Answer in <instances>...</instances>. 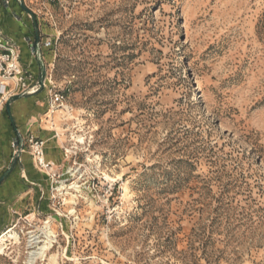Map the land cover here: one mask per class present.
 I'll return each instance as SVG.
<instances>
[{
  "label": "rangeland",
  "instance_id": "374dc122",
  "mask_svg": "<svg viewBox=\"0 0 264 264\" xmlns=\"http://www.w3.org/2000/svg\"><path fill=\"white\" fill-rule=\"evenodd\" d=\"M37 42L33 94L59 147L28 135L53 163L41 170L16 127L11 162L44 175V210L11 226L0 264H264V0H0V63L29 87ZM13 73L0 112L23 93ZM45 225L55 242L29 263Z\"/></svg>",
  "mask_w": 264,
  "mask_h": 264
},
{
  "label": "crops",
  "instance_id": "0c3cea01",
  "mask_svg": "<svg viewBox=\"0 0 264 264\" xmlns=\"http://www.w3.org/2000/svg\"><path fill=\"white\" fill-rule=\"evenodd\" d=\"M7 110L0 112V234L11 229L32 213L36 215L44 209H36L31 200L40 197L45 182L44 175L36 170L28 155L11 162V151L15 128L24 137L38 136L58 149V132L49 120L50 110L35 94H25L10 103ZM49 156L46 154V159ZM43 193V192H42Z\"/></svg>",
  "mask_w": 264,
  "mask_h": 264
},
{
  "label": "bare ground",
  "instance_id": "6f19581e",
  "mask_svg": "<svg viewBox=\"0 0 264 264\" xmlns=\"http://www.w3.org/2000/svg\"><path fill=\"white\" fill-rule=\"evenodd\" d=\"M77 142L83 143V138L78 137ZM75 190L77 192H79L81 190V185L73 183L70 184L68 186H63V183L61 184V186H59L57 188V191H59V194H69L68 191H66L65 193H63V190ZM128 189V184L126 182L122 183V190L123 191H127ZM70 199L69 202L70 203H75V198L76 195L70 193ZM77 202V201H76ZM75 212V210L71 209L69 211V213L73 214ZM47 223V222H45ZM39 233H32L29 237V245L30 246H37L34 250H31L29 252V256H28V262L29 263H33L36 262L37 259H41L44 260L45 257L48 255V253L50 252V249L52 247V243L55 242V238H56V234L55 232L51 229V227L49 225H45L41 228H39ZM43 235L42 240L40 241L39 238L40 236ZM20 241V236L17 233H12L10 229L4 231L2 234H0V254L3 253L6 242L8 243H14L16 244L17 242ZM40 242H42V244L40 245ZM56 255V254H55ZM51 259H54V255L51 254ZM56 260V259H54Z\"/></svg>",
  "mask_w": 264,
  "mask_h": 264
},
{
  "label": "built area",
  "instance_id": "2783aa9c",
  "mask_svg": "<svg viewBox=\"0 0 264 264\" xmlns=\"http://www.w3.org/2000/svg\"><path fill=\"white\" fill-rule=\"evenodd\" d=\"M33 47H38V42H37V45L33 46ZM32 52L35 53V51L33 49H32ZM2 57H3V59L1 61L7 60L9 58V54H4V55H2ZM16 68L17 67L13 64H6L4 67L0 63V70L4 71V73L6 72L10 75V74H12V72H14L13 74L15 76L13 78H16V80H15L16 84L20 85L23 88V91H22L23 93L33 94V93L37 92L39 90V88H42L46 85V78H47L46 71H45V76H44V81H43L42 86H40L39 82H38L36 85H32L31 87H29V86H26L25 80L20 75L21 71L16 69ZM63 100H64V96L62 95L61 91H54L50 94L49 102H50L51 107H53L52 104L61 105ZM26 142L29 145L30 153H31V156L35 162V165L41 170L51 169V166L53 163L46 159L44 141L41 139H38L36 137L29 136L26 139ZM23 145H24V140H23ZM23 145H22V147H23ZM14 146H16V145L14 144ZM21 151H22V149H21Z\"/></svg>",
  "mask_w": 264,
  "mask_h": 264
},
{
  "label": "water",
  "instance_id": "95a60500",
  "mask_svg": "<svg viewBox=\"0 0 264 264\" xmlns=\"http://www.w3.org/2000/svg\"><path fill=\"white\" fill-rule=\"evenodd\" d=\"M20 4H21L22 7H24L22 3H20ZM36 41H38V38L36 39ZM31 48L35 51L36 58H37V61L39 63L40 75H39L38 82H39V85L42 86L43 85V81H44L46 67H45V64H44V62H43V60L41 58V53H40L39 48L38 47H33V46H31ZM22 95H25V93L16 94V95L13 96V98H15V99L19 98ZM9 105H10V99L6 103V110L10 114ZM15 131L17 133V137L14 140V144L17 146L16 156H18L20 151H21V149H22L23 138L20 136V134H19V132H18V130L16 128H15Z\"/></svg>",
  "mask_w": 264,
  "mask_h": 264
}]
</instances>
